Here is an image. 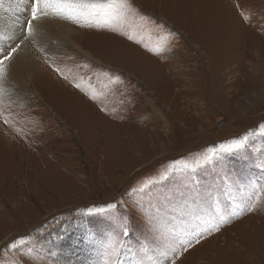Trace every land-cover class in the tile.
<instances>
[{"label": "rangeland", "instance_id": "374dc122", "mask_svg": "<svg viewBox=\"0 0 264 264\" xmlns=\"http://www.w3.org/2000/svg\"><path fill=\"white\" fill-rule=\"evenodd\" d=\"M116 3L125 6L106 9L102 27L67 20L85 35V58L41 59L28 101L0 103V264H53L58 230L73 224L97 241L93 264L114 259L125 224L126 264H148L146 248L166 264L163 244L174 264H264V0ZM244 137L226 157L239 190L220 198L219 214L149 217L151 197L128 191H171L184 170L169 165L197 167L209 148ZM194 179L219 183L208 167ZM180 240L191 247L182 252Z\"/></svg>", "mask_w": 264, "mask_h": 264}, {"label": "snow or ice", "instance_id": "6c2138e0", "mask_svg": "<svg viewBox=\"0 0 264 264\" xmlns=\"http://www.w3.org/2000/svg\"><path fill=\"white\" fill-rule=\"evenodd\" d=\"M125 5L116 3V0H109L107 4L102 3H86L85 0H29L28 16L24 18L23 23L19 24L20 35L15 38L9 37L7 43L0 45V80H3L8 74L10 68L13 66L14 61L18 58L20 50L25 42L31 44L36 41L35 23L42 22L50 17L61 19H69L80 27H102L107 23L108 12L112 8H123ZM83 18V23L81 22ZM247 147V137L240 140L233 141L232 146L221 144L217 148H209L208 153L204 160L199 162L197 167H192L185 163L183 159L177 160L173 165H169L170 169L182 168L184 170V178L176 181V187L171 191L156 192L154 186L148 188L136 189L131 186L128 190L132 196L139 194L142 197H151L148 201L149 217L160 216L163 213L166 217L172 219L185 220L186 217L192 215H199L202 212L211 214L215 212L219 214L220 198L226 200H234L233 189L237 191V180L233 178L231 171L227 167L226 157L234 155L238 151H243ZM260 170L264 171V161L256 165ZM215 169V178L219 181L214 186L204 187L200 185L194 174L201 168ZM170 176L163 177L159 182L160 187H164ZM153 200L155 203L153 204ZM108 209L116 210L118 205L115 201L106 206ZM104 209H101L103 211ZM253 211L254 208H249ZM117 218V223H119ZM124 220L130 218L125 216ZM218 230V226L217 229ZM159 231V229H157ZM207 231H212L208 229ZM123 238L119 241L120 247L116 248L109 246V256L114 257L111 260H105V264H120V255L127 249V238L129 236V228L125 224L123 230L119 233ZM204 235L203 232L196 236V242L199 243L200 238ZM86 239L89 242L93 241V234L87 233ZM24 241L17 239L10 247L16 248L17 245L23 244ZM181 251H187L192 241L187 240L178 241ZM163 250L159 255L166 258V264H174V257L177 255L172 244H163ZM152 251L150 248L144 250V255L148 257V264H155L149 255ZM169 253L171 258H169ZM35 264H42L41 261H36ZM139 264H145L144 258L139 261Z\"/></svg>", "mask_w": 264, "mask_h": 264}, {"label": "bare ground", "instance_id": "6f19581e", "mask_svg": "<svg viewBox=\"0 0 264 264\" xmlns=\"http://www.w3.org/2000/svg\"><path fill=\"white\" fill-rule=\"evenodd\" d=\"M85 2L93 3L89 0ZM28 8L29 0H0V45L9 42V37L15 38L21 34L19 24L23 23L24 18L28 16ZM67 20L50 17L34 24L36 41L31 44L25 42L8 74L0 80V103L18 106L19 103L28 101V97H31V93L35 91L29 86L28 81H33V71L41 64V59H51L56 54L66 53L76 54L83 58L88 55L81 46L83 45L81 42L86 39L85 35L76 31ZM88 231L86 227H78V224L59 228L57 241L52 247H55V252H59L60 258L55 256V261L52 260V263L93 264L100 260L102 256L100 255L99 258L96 253L98 252L97 241L89 242L86 239ZM125 261L123 257L120 264H126ZM127 261L132 264L129 259Z\"/></svg>", "mask_w": 264, "mask_h": 264}]
</instances>
